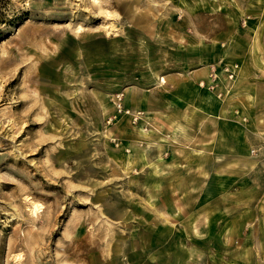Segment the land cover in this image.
Listing matches in <instances>:
<instances>
[{
  "label": "rangeland",
  "instance_id": "374dc122",
  "mask_svg": "<svg viewBox=\"0 0 264 264\" xmlns=\"http://www.w3.org/2000/svg\"><path fill=\"white\" fill-rule=\"evenodd\" d=\"M0 264H264V0H0Z\"/></svg>",
  "mask_w": 264,
  "mask_h": 264
},
{
  "label": "built area",
  "instance_id": "2783aa9c",
  "mask_svg": "<svg viewBox=\"0 0 264 264\" xmlns=\"http://www.w3.org/2000/svg\"><path fill=\"white\" fill-rule=\"evenodd\" d=\"M235 66H237L236 64H233V65H226V67L224 68L227 72V76L228 78H233L234 77V72H235ZM216 71H215V67L213 64L210 65V75H208L209 79L208 81H210V84L207 85V88H210L212 89L214 86H215V79H216ZM201 84H203V81H201ZM116 100H117V107L119 109L122 108L121 106V96L122 94L121 93H116Z\"/></svg>",
  "mask_w": 264,
  "mask_h": 264
},
{
  "label": "bare ground",
  "instance_id": "6f19581e",
  "mask_svg": "<svg viewBox=\"0 0 264 264\" xmlns=\"http://www.w3.org/2000/svg\"><path fill=\"white\" fill-rule=\"evenodd\" d=\"M94 1V0H93ZM41 203L37 202V201H32L31 202V208H30V211L34 214L37 213V211H40L41 210ZM20 256L18 255L17 258H19Z\"/></svg>",
  "mask_w": 264,
  "mask_h": 264
}]
</instances>
